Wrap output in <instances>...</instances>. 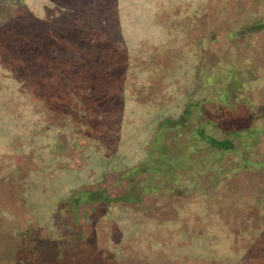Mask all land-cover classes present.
Masks as SVG:
<instances>
[{
    "label": "rangeland",
    "instance_id": "rangeland-1",
    "mask_svg": "<svg viewBox=\"0 0 264 264\" xmlns=\"http://www.w3.org/2000/svg\"><path fill=\"white\" fill-rule=\"evenodd\" d=\"M212 2L0 0V264H264V165L198 113Z\"/></svg>",
    "mask_w": 264,
    "mask_h": 264
},
{
    "label": "trees",
    "instance_id": "trees-1",
    "mask_svg": "<svg viewBox=\"0 0 264 264\" xmlns=\"http://www.w3.org/2000/svg\"><path fill=\"white\" fill-rule=\"evenodd\" d=\"M212 1L209 8L213 16H209L210 12L206 9V14L197 18L198 35L192 33L194 29L191 32L192 41L197 42L195 45L200 46L207 41L210 46H215L214 50L210 47L199 49L194 55L198 77L195 85L196 88L207 85L205 87L212 89V96H217L221 88L225 92L207 104L205 99L199 100L198 113L200 119L210 115L219 118L225 113L230 125L238 127L235 135L229 129L230 139H234L235 145L243 142V147L239 146V158L256 167L262 166L264 164L249 160V151L264 157V89L254 86L264 81V0ZM206 24H211L207 30L204 29ZM222 35L224 39L220 38ZM222 44L229 46L221 51L216 45ZM149 102L140 101L139 104ZM190 104L191 100L183 115ZM218 141H215L216 145ZM140 167L135 168L139 170ZM99 196L107 197L104 192L93 191L91 199Z\"/></svg>",
    "mask_w": 264,
    "mask_h": 264
}]
</instances>
